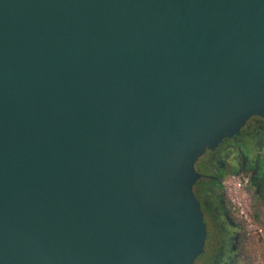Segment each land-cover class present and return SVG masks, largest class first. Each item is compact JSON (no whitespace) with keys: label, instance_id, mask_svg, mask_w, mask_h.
<instances>
[{"label":"water","instance_id":"95a60500","mask_svg":"<svg viewBox=\"0 0 264 264\" xmlns=\"http://www.w3.org/2000/svg\"><path fill=\"white\" fill-rule=\"evenodd\" d=\"M252 116L264 0H0V264H194Z\"/></svg>","mask_w":264,"mask_h":264},{"label":"flooded vegetation","instance_id":"af4514ba","mask_svg":"<svg viewBox=\"0 0 264 264\" xmlns=\"http://www.w3.org/2000/svg\"><path fill=\"white\" fill-rule=\"evenodd\" d=\"M255 130L258 134H254ZM195 168L200 174L195 184L201 199L196 196L201 207L202 201L208 205L207 208L204 206L205 210L213 216L216 231L230 250L225 264H237L246 229L228 207L225 185L229 178L241 177L245 193L264 203V118L250 117L237 135L223 138L214 149H205L195 162Z\"/></svg>","mask_w":264,"mask_h":264},{"label":"rangeland","instance_id":"374dc122","mask_svg":"<svg viewBox=\"0 0 264 264\" xmlns=\"http://www.w3.org/2000/svg\"><path fill=\"white\" fill-rule=\"evenodd\" d=\"M248 207L255 225L262 229V232L246 230V235L238 251L239 258L237 264H264V203L250 198L246 194ZM231 211L230 204L227 202ZM204 222L206 224L207 236L204 243L203 251L196 257L194 264H211L218 256L217 253L222 245L221 238L216 231L215 220L205 207Z\"/></svg>","mask_w":264,"mask_h":264},{"label":"built area","instance_id":"2783aa9c","mask_svg":"<svg viewBox=\"0 0 264 264\" xmlns=\"http://www.w3.org/2000/svg\"><path fill=\"white\" fill-rule=\"evenodd\" d=\"M225 190L232 215L244 224L246 230L261 233L262 229L255 225L251 216L243 189V179L237 176L229 178Z\"/></svg>","mask_w":264,"mask_h":264},{"label":"trees","instance_id":"16d2710c","mask_svg":"<svg viewBox=\"0 0 264 264\" xmlns=\"http://www.w3.org/2000/svg\"><path fill=\"white\" fill-rule=\"evenodd\" d=\"M258 122L261 123L262 119H258ZM248 126H250V123L246 127H248ZM246 127L243 129V131L246 130ZM258 130H255L256 133L254 132V134H258ZM199 192H200V190L198 191V189H196V184H195V193L201 199V196H200ZM204 192H205V194L207 193L205 188H204ZM204 206L206 208L208 207V205L205 204V202L202 201V207H204ZM222 243H225V242L222 241ZM229 253H230V250H229L228 245L227 244H226V246L222 245L220 247L218 253H217L218 256L212 261L211 264H225L226 263L225 258L228 257Z\"/></svg>","mask_w":264,"mask_h":264}]
</instances>
